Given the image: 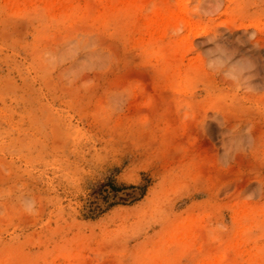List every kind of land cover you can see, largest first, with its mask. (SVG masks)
<instances>
[{
	"label": "rangeland",
	"instance_id": "374dc122",
	"mask_svg": "<svg viewBox=\"0 0 264 264\" xmlns=\"http://www.w3.org/2000/svg\"><path fill=\"white\" fill-rule=\"evenodd\" d=\"M0 264H264V0H0Z\"/></svg>",
	"mask_w": 264,
	"mask_h": 264
},
{
	"label": "trees",
	"instance_id": "16d2710c",
	"mask_svg": "<svg viewBox=\"0 0 264 264\" xmlns=\"http://www.w3.org/2000/svg\"><path fill=\"white\" fill-rule=\"evenodd\" d=\"M108 185V183H105V184H101V187H104ZM109 185L112 187V190H114V192L116 193L119 189H117L118 187H116V185L112 184V183H109ZM133 187V186H132ZM133 188H136V187H133Z\"/></svg>",
	"mask_w": 264,
	"mask_h": 264
}]
</instances>
